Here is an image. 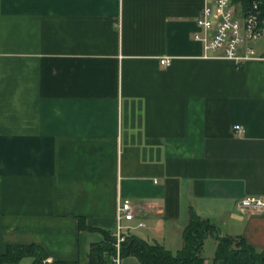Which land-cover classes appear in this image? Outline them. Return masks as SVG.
Returning a JSON list of instances; mask_svg holds the SVG:
<instances>
[{"label": "crops", "instance_id": "crops-1", "mask_svg": "<svg viewBox=\"0 0 264 264\" xmlns=\"http://www.w3.org/2000/svg\"><path fill=\"white\" fill-rule=\"evenodd\" d=\"M202 6L0 0V253L89 264L103 235L78 217L113 233L125 199L131 234L173 253L191 208L264 250V214L238 209L264 195V60L203 58Z\"/></svg>", "mask_w": 264, "mask_h": 264}, {"label": "trees", "instance_id": "trees-1", "mask_svg": "<svg viewBox=\"0 0 264 264\" xmlns=\"http://www.w3.org/2000/svg\"><path fill=\"white\" fill-rule=\"evenodd\" d=\"M264 3V0H261ZM264 9V6H263ZM80 230L99 231L104 239L93 243L88 254L89 264H110L116 256V237L111 231L86 225L83 217H78ZM214 237L217 247L214 263L224 264H264V250L256 249L242 236H221L218 226L209 219L199 216L191 208L188 221L182 233V247L173 253L159 242H149L135 234H129L121 243L122 259L133 256L141 264H205L204 246L208 238ZM24 258H32V264H45L49 255L39 244L9 245L0 253V264H17ZM49 264H79L78 260H54Z\"/></svg>", "mask_w": 264, "mask_h": 264}, {"label": "built area", "instance_id": "built-area-1", "mask_svg": "<svg viewBox=\"0 0 264 264\" xmlns=\"http://www.w3.org/2000/svg\"><path fill=\"white\" fill-rule=\"evenodd\" d=\"M264 3L261 0H203L197 19L199 30L194 39L202 44L205 59H226L239 64L251 60H264V50L258 53L256 46L264 39ZM171 58L161 59L162 65L170 66ZM238 132L244 127L235 125ZM243 212L264 214V195H248L238 202ZM136 219V211L130 200H123L117 206L116 256L110 264H122L121 243L131 234L130 222ZM139 227H146L140 221ZM52 261L48 258L45 264Z\"/></svg>", "mask_w": 264, "mask_h": 264}, {"label": "rangeland", "instance_id": "rangeland-1", "mask_svg": "<svg viewBox=\"0 0 264 264\" xmlns=\"http://www.w3.org/2000/svg\"><path fill=\"white\" fill-rule=\"evenodd\" d=\"M256 50L258 53L262 52L264 50V39L258 43L256 46ZM104 239V237H103ZM214 244L212 238H209L206 242L205 248H204V255L208 256L210 254V250L212 249V245ZM127 264V263H126Z\"/></svg>", "mask_w": 264, "mask_h": 264}]
</instances>
